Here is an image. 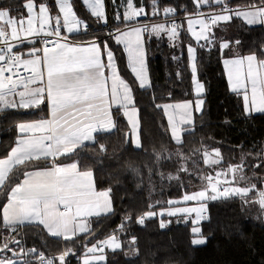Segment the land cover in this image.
<instances>
[{
	"label": "trees",
	"instance_id": "obj_1",
	"mask_svg": "<svg viewBox=\"0 0 264 264\" xmlns=\"http://www.w3.org/2000/svg\"><path fill=\"white\" fill-rule=\"evenodd\" d=\"M26 1L0 0V9L23 14ZM129 1L136 10L143 9L144 14L138 18L140 22H160L152 0ZM105 2L108 20L103 24L89 16L85 5L76 0L78 16L87 18L90 26V31L82 35L107 41L116 53L120 73L133 89L142 148L137 149L129 142L126 134L131 133L130 124L121 111L115 109L116 128L113 131L97 134L95 144H84L67 155V159L76 161L81 170L93 172L98 189H111L113 202L110 214L93 217L88 231L72 239L53 237L38 223L4 224L2 209L11 188L21 182L27 171L46 167L50 162L47 159L14 166L5 185L0 187V249L6 243L11 246L16 245L11 241H20L18 246H23L27 253L24 261L42 264L36 261L35 254L42 251L54 254L55 264H80L78 256L86 247L116 234L121 238L122 248L112 251L105 262L98 264H264V206L257 195L264 191V112L245 111L243 94L230 88L223 64L224 57L236 54L255 53L263 59L264 24L248 25L242 18L221 22L213 30L214 34L219 40L233 42L232 47L201 50L197 45V75L205 88L200 96L204 101L203 111L194 113L193 130L185 132L182 141L176 143L164 111L155 105L197 99L187 56L188 45L197 44L191 34L192 24L198 30L196 22L185 21L179 25L175 40L169 39L167 33L145 34L151 86L140 88L127 66L122 46L108 40L107 36L109 32L133 24L122 12L125 0ZM255 3L257 0H230L228 4L247 8ZM157 7L173 8L177 16L192 14L198 7L219 9L216 3L201 6L196 0H158ZM237 40L240 41L238 46L234 44ZM47 112L46 102L35 109L0 111V159L8 156L15 145L19 121L37 119ZM100 145H105L106 151L102 152ZM217 150L219 156L214 153ZM62 158L64 156L59 160ZM213 160L220 162L211 163ZM237 165L243 166L240 176L248 178L240 179V183L255 185V190L243 197L229 196L207 202L205 219L200 222L205 244L192 245L193 223L189 216L183 220L181 216L156 214L173 205L172 200L204 186L214 169ZM182 168L187 171H181ZM169 176L177 178L170 180ZM149 212L155 215H146L144 223L140 224V216ZM129 216L131 219L126 220ZM161 222L164 228L160 227ZM63 251L70 254L60 263L57 258Z\"/></svg>",
	"mask_w": 264,
	"mask_h": 264
},
{
	"label": "snow or ice",
	"instance_id": "obj_2",
	"mask_svg": "<svg viewBox=\"0 0 264 264\" xmlns=\"http://www.w3.org/2000/svg\"><path fill=\"white\" fill-rule=\"evenodd\" d=\"M198 4H210L212 0H196ZM81 5H85V12L89 16L94 17L97 21L105 19V3L104 0H79ZM219 6V11H213L207 14V20L198 21L202 26L200 31L193 32L198 47L202 50L212 47H218L220 50L228 49L233 46V42L228 40H219L214 34V29L221 22H231L235 18H242L248 25L264 24V0H257V3L248 7L252 10L241 11L240 9H232L227 7V0H215ZM76 0H27L24 8L28 13L27 28L24 27L25 20L18 18H10L11 9L0 10V22L11 25V37L13 40L23 43L28 37H40L43 34L46 37H55V47L49 48L45 46L42 49L43 56L36 55L40 49H33L26 53L27 56L34 57L32 59H24L23 67L31 73L27 77L20 76L18 69L21 67V56H11L12 45L8 44L7 39L4 40L6 48L0 49L5 54H0V111L4 109H29L39 107L45 103V99L50 104V118H41L31 123H20L18 131L21 137L18 139L15 147L11 148L10 155L6 159H0V186L5 185L9 178V173L13 171V166L26 165L31 161L47 160L49 157L66 156L74 153L85 142L95 144L93 133L109 132L116 128L113 118L110 116L108 109L102 110L101 105L105 98L109 97L108 80H111L110 96L112 101L123 102L127 109L124 113L129 117V121L135 130L133 133L126 134L130 137L129 142L137 149H141L142 145L139 138V130L137 128V120L132 119L136 115L137 109L129 107L133 104L131 88L120 77L116 65V53L109 46L107 41L101 40L99 37L87 42V46L74 45L73 43L59 42L67 40V37H61V27L67 29L68 33L77 30H86L88 27L87 18L78 19V10L75 6ZM158 0H152V7L157 8ZM127 7L131 10L125 19H131L134 16L144 14L143 9L136 10L131 2H127ZM53 12L55 15L53 16ZM165 13H173L175 9L166 8ZM9 17V19H5ZM117 15L116 19H119ZM38 21L40 27L37 30L33 27ZM19 25V29L16 27ZM179 25L173 24L170 29H165L164 25H158L151 29L156 36H160L162 32H166L169 39L177 38V29ZM46 29H48L46 31ZM18 30H23L27 36L21 38L18 36ZM142 31H148V25L143 28L135 27L130 31L116 30L115 33L107 34L108 40L113 43L123 44L128 53V60L131 72L134 73L135 79L139 82L140 88L148 87L150 84L145 63V49L142 40ZM5 30L0 28V37H6ZM114 37V39H113ZM45 45L50 41L45 40ZM235 45H239L240 41H235ZM264 55V52L261 53ZM102 56H106L107 62L102 61ZM187 56L190 61V71L192 81L195 85V101H185L179 104L155 105L156 108L162 109L166 114L168 109H180L185 117L181 123L186 126L193 124V114L190 109L194 108L196 113L203 111L204 101L199 99L204 92V85L197 78V47L188 46ZM173 59H177L174 57ZM46 68V84L44 83V73L40 69L41 62ZM246 62L247 79L251 82V98L248 95L245 84L242 82ZM256 62V63H254ZM225 65L230 66L228 75L233 91L245 89L243 99L245 111H249L250 105L257 112H264V60H259L255 53L246 57H240L232 60H225ZM105 69L110 71V76L105 75ZM5 73L10 75L5 76ZM180 73H177L179 75ZM13 76L18 77L13 79ZM43 85V86H33ZM18 88L23 90L17 91ZM259 90V91H258ZM11 93L18 95L19 100H9L7 95ZM259 96V101H258ZM104 118V124H101V118ZM95 122L96 126L93 127ZM169 126L171 128V136L176 142H180L181 131L173 121L172 116H168ZM99 125V127H97ZM85 129L82 133L83 139L76 137L74 134L77 129ZM188 128L187 131H192ZM91 134L88 135L87 133ZM31 133V134H30ZM39 133V135H35ZM47 142V143H46ZM100 150L106 151L105 145H100ZM219 156V151L215 153ZM159 160V155L157 156ZM207 162V161H206ZM219 160H213L211 163H219ZM242 165H237L232 171H239ZM260 167V165H257ZM181 171H187L182 168ZM25 179L22 184L11 188V194L8 204L3 209V221L6 226L23 225L26 221L32 222L38 220L52 236H60L62 232L70 230L69 225L81 215L84 211L87 216H100L102 214H110L113 209L109 193L111 189L100 192L99 194L91 193L92 176L91 171H79L78 164L61 167L56 166L48 170L26 172ZM221 173H217V176ZM177 177L169 176L168 179ZM209 187L205 190L196 192L192 195H185V201L192 200H217L227 198L229 196H246L250 191L255 190V185L251 187H224L221 191L220 183H229V181H217L211 183L212 178H207ZM241 180L248 178L241 175ZM90 193L102 197L96 200L89 199ZM259 203L264 206V191L259 192ZM62 205L64 211H60ZM76 206L75 214L72 213V206ZM206 209L205 205H201L199 209H177L169 212L168 215L174 216L179 211L196 212L200 219H205L201 215ZM148 217H152L155 213H146ZM131 217H126L130 220ZM140 224L144 223V217L139 220ZM161 228L165 224L161 222ZM58 229V230H54ZM81 232L87 231L86 227H80ZM194 234H199L201 229L193 228ZM11 243L19 245L20 241H11ZM106 243L119 248L120 244L111 238ZM192 245H201L206 243V239L198 238L191 240ZM11 251L9 244H5L0 253ZM35 253V250H30ZM40 255L39 253H35ZM70 253H66L68 255ZM13 253V256H17ZM27 255V253H25ZM43 259V257H40ZM64 256L60 257L63 261ZM103 259V257H100ZM0 264H21L14 259L7 257L0 259ZM22 264H32L30 261H24ZM48 264H52L49 260ZM84 264H88L85 261Z\"/></svg>",
	"mask_w": 264,
	"mask_h": 264
},
{
	"label": "crops",
	"instance_id": "obj_3",
	"mask_svg": "<svg viewBox=\"0 0 264 264\" xmlns=\"http://www.w3.org/2000/svg\"><path fill=\"white\" fill-rule=\"evenodd\" d=\"M27 3V2H26ZM104 3H105V15H106V17L108 16L107 15V9H106V2H105V0H104ZM244 9H248V8H240V10H244ZM1 10V9H0ZM24 14V13H23ZM55 15V12H53V16ZM21 16H23L22 18H19V17H21ZM18 18V19H24L25 20V25H24V27L25 28H27V17H28V13H27V11H26V9H25V14L24 15H21L20 13H13V12H10V18ZM6 20L7 19H9V17H6L5 18ZM78 19H81L79 16H78ZM101 22H103V21H101ZM143 22V21H142ZM141 22V23H142ZM206 22V21H205ZM145 24H146V22H145ZM165 23H157V22H153V24H151L152 25V28L153 27H156V26H158V25H164ZM192 24V23H191ZM146 25H148V22H147V24ZM166 25V24H165ZM149 26L150 25H148V28H149ZM18 29H19V25H17L16 26ZM33 27L34 28H36L37 30L39 29V27H40V25H39V23H38V21L36 22V23H34V25H33ZM135 27H141V28H143V25L142 24H139V23H133L132 25H128V26H126V27H124V28H122V29H120L121 31H130V30H132L133 28H135ZM193 29H196L195 28V26H194V24H192V26H191ZM196 27L197 28H199V25L197 24V22H196ZM0 28H2L3 30H5L6 31V33H7V36L6 37H8V38H10V40H11V45L13 46L12 47V50H17V51H19L20 52V54H21V61H20V64H21V67L20 68H24L22 65H23V60L24 59H32V58H34V57H31V56H27L26 55V53H28V52H31L34 48L35 49H40L41 51H39V52H37L36 53V55H39V56H41V58H42V56H43V52H42V48H41V46H40V43H39V40H38V38H35V37H28L23 43H19L18 41H15V40H13V38L11 37V31H12V26L11 25H7V24H4L3 22H0ZM199 30V29H198ZM63 31H64V33H65V37H67V40H60L59 42H61V43H64V42H69V43H73L74 45H82V46H87V42H89V41H91L92 39H95V38H84V36L82 35V34H84L83 32H82V30H77V31H74L73 33H68L67 32V29L66 28H64L63 27ZM146 33H148V31L147 32H143L142 31V40H143V45H144V49H145V63H146V68H147V59H146V36H145V34ZM154 35H155V33L154 32H152ZM161 34H163V32L161 33ZM18 36H20L21 38H23V37H25V36H27V33L26 32H24L23 30H18ZM3 38H5V37H0V40L1 39H3ZM121 46H122V48H123V50H124V52H125V55H126V61H127V66H128V68H129V70H130V72H131V67H130V64H129V60H128V53H127V51H126V49H125V46L123 45V44H120ZM0 49H1V47H0ZM249 54H246V55H241V54H236V55H234V56H229V57H224V59H223V64H224V70H225V74H226V77H227V79H228V82H229V85H230V88L232 89V85H231V83H230V81H229V75H228V71H229V67L230 66H226L225 65V60H232V59H237V58H240V57H246V56H248ZM257 58H258V56H257ZM259 60H264V58L263 59H260V58H258V61ZM102 61L103 62H107V59H106V56H102ZM254 63H256V62H254ZM116 65H117V68H118V73H119V75H120V77L129 85V87L131 88V95H132V97H133V104L132 105H130L129 107H135L136 109H137V107L135 106V100H134V93H133V89H132V86H131V84L128 82V80L127 79H125L123 76H122V74L120 73V70H119V67H118V62H117V59H116ZM25 69V68H24ZM40 69H41V71L44 73V83L46 84V79H47V77H46V68L44 67V65H43V61L41 62V65H40ZM147 73H148V76H149V72H148V68H147ZM110 71L109 70H107V69H105V75L106 76H110ZM131 74H132V76L135 78V76H134V73H132L131 72ZM7 75V73H5V76ZM0 79H3V77H0ZM242 82L245 84V86H246V90H247V92H248V95H249V97L251 98V82L247 79V71H246V62H245V68H244V74L242 75ZM137 81V80H136ZM149 81H150V84H149V86L148 87H150L151 86V80H150V76H149ZM137 83H138V85H139V82L137 81ZM33 86H43V85H33ZM148 87H145V88H148ZM108 88H109V97H108V99L107 98H105L104 99V101H103V104L101 105V108H102V110H104V111H106L107 109H108V111H109V114H110V116L113 118V121H114V123H115V125H116V121H115V116H114V110L115 109H117V110H120L121 111V113L124 115V113H125V111L127 110L125 107H124V104H123V102H117V101H112L111 100V96H110V90H111V80L109 79L108 80ZM19 90H23L22 88H18L17 89V91H19ZM244 91H245V89H241L240 91H235V92H238V93H241V94H243L244 95ZM259 91V90H258ZM204 92H205V88H204ZM204 92L202 93V94H204ZM201 94V95H202ZM7 99H9V100H12V99H15V100H19V97H18V95H13V94H11V93H9L8 95H7ZM199 99H202L201 97H199ZM189 100H191V101H195L196 99H194V100H192V99H186V100H181V101H169V102H165V103H162L161 105H164V104H172V105H175V104H179V103H183V102H185V101H189ZM203 100V99H202ZM258 101H259V96H258ZM45 102L47 103V108H48V112H47V115L45 116H41V117H39V118H37V119H33V120H26V121H19L18 123H17V125H16V127L20 124V123H31V122H35V121H37V120H39V119H41V118H50V104L47 102V100L45 99ZM43 105V104H42ZM10 109V108H9ZM17 109H22V108H17ZM30 109V108H29ZM5 110V109H4ZM25 110H27V109H25ZM190 111L192 112V114H193V122H194V113H195V111H194V108L193 109H190ZM248 112H251V113H263V112H257V111H255L254 110V108L250 105V107H249V111ZM165 113V112H164ZM165 115H166V117H167V119H168V116L170 115V116H172L173 117V121L176 123V126L180 129V131H181V138H180V142L182 141V136H183V134L185 133V132H187V129L190 127V128H192V125H189V126H186V125H184L183 123H181V121L185 118L184 116H183V113H182V110H180V109H174V108H170V109H168V111H167V114L165 113ZM125 116V115H124ZM126 117V119L128 120V122H129V124H130V121H129V117L128 116H125ZM137 118H138V121H139V112H138V109H137V113H136V115L135 116H133L132 117V119H135V120H137ZM101 124H104V118L102 117L101 118ZM93 123V127H95L96 126V124H95V122H92ZM139 123H140V121H139ZM169 123V122H168ZM97 127H99V125H97ZM114 129H112L111 131H113ZM170 130H171V128H170ZM111 131H109V132H111ZM17 132H18V137H17V140H16V143H15V145L13 146V147H15L16 146V144H17V141H18V139L21 137V134L19 133V131H18V127H17ZM84 132H86V130L85 129H82V128H80V129H77L76 131H75V134H74V137H73V139L75 140L76 139V137H79L80 139H83V135H82V133H84ZM99 133H106V132H99ZM99 133H93V137H94V140H96V136H97V134H99ZM31 134V133H30ZM88 135H90L91 133L90 132H88L87 133ZM35 135H39V133H35ZM175 141V140H174ZM176 142V141H175ZM180 142H176V143H180ZM47 143V142H46ZM87 143H90V142H85V144H87ZM11 152V151H10ZM10 155V153L8 154V156ZM8 156H6V157H4V158H1V159H6ZM48 160H49V162H50V164L49 165H47L46 167H43V168H37V169H32V170H29V171H27V172H33V171H43V170H48V169H50V168H52V167H54V164L56 163V162H61L62 163V166L64 167V166H67V165H70V164H72V163H77L76 161H73V160H68L67 159V155L66 156H64V158H62L61 160H56V159H54V157H49L48 158ZM78 164V163H77ZM15 166V165H14ZM13 166V167H14ZM78 170L79 171H81V172H83V171H91V170H81L80 168H79V165H78ZM92 172V171H91ZM93 173V172H92ZM25 179V175H24V177H23V179L21 180V182L19 183V184H22L23 183V180ZM17 186V185H16ZM1 187V186H0ZM15 187V186H14ZM104 191H107V190H102V189H98L97 187H96V184H95V180H94V175L92 176V189H91V193H95V194H99L100 192H104ZM90 193V195H89V199H91V200H96V199H100L101 201L103 200V198L102 197H98V195H92ZM191 192H189V193H185V194H190ZM10 194H11V191H10ZM184 194V195H185ZM184 195L182 196V197H184ZM109 196H110V199H111V206H112V209H113V202H112V198H111V195H110V193H109ZM10 197V196H9ZM182 197L180 198V199H177V201L176 200H172L171 202L173 203V205H171L170 207H168V208H166V209H162V210H164V211H167V212H173V211H176L177 209H189V208H191V207H193V206H195V204H194V202L193 201H183L182 200ZM9 200V199H8ZM207 202L208 201H202V202H200L199 203V205H198V207H201V205L203 204V205H205V206H207ZM8 204V201L5 203V205H4V207L6 206ZM4 207H3V209H4ZM59 207V210L60 211H64V208H63V206L62 205H60V206H58ZM3 209H2V216H3ZM162 210H159V211H162ZM75 211H76V206L75 205H73L72 206V213L73 214H75ZM187 211H179V212H177V214H176V216H181V215H185V214H187L186 213ZM152 213H154V212H152ZM181 214V215H180ZM102 215H106V214H102ZM204 217L206 216V209H205V211L203 212V214H202ZM93 217H96L95 215H92V216H87L86 214H85V212L84 211H82L81 212V215L80 216H78L70 225H69V228H70V230L69 231H67V232H62V235H60V236H53V237H57V238H63V239H72V238H74V237H76V236H78V235H80V234H84V233H86L87 231H88V229H89V222H90V220L93 218ZM182 217V216H181ZM188 217V216H187ZM190 217V219H191V221H192V223H193V226H192V229L193 228H199V229H201V226H200V222L203 220V219H200V216H198L197 215V213H191V215L189 216ZM31 223H38V224H40L39 223V221L38 220H33L32 222H25L24 224H31ZM42 225V224H41ZM11 226H16V225H11ZM43 226V225H42ZM44 227V226H43ZM80 227H86L87 228V231H84V232H81L79 229H80ZM44 229L46 230V232L49 234V235H51V233L49 232V230L48 229H46L45 227H44ZM54 230H58V229H54ZM193 233V232H192ZM194 234V233H193ZM52 236V235H51ZM115 236H116V234H115ZM198 238H204V239H206L204 236H202V229H201V232L199 233V234H194V238L193 239H198ZM205 244V243H204ZM201 245H203V244H201Z\"/></svg>",
	"mask_w": 264,
	"mask_h": 264
},
{
	"label": "rangeland",
	"instance_id": "obj_4",
	"mask_svg": "<svg viewBox=\"0 0 264 264\" xmlns=\"http://www.w3.org/2000/svg\"><path fill=\"white\" fill-rule=\"evenodd\" d=\"M229 1L230 0H227V4L229 3ZM26 2H25V4H26ZM127 2H131V1L125 0V4L123 6V11H122L125 17L128 16L129 13H130V11H131L127 7ZM211 3H215V0H212ZM131 4H132L133 8H135L134 7V4L132 2H131ZM199 5L205 6V5H208V4H199ZM247 8L248 9H244V10H241V11H249V10H252L249 7H247ZM1 10H6V9H1ZM24 14L21 13V15H24ZM22 17L23 16H21L19 18H22ZM105 19H106V23H107L108 18L106 17V15H105ZM126 20H128V19H126ZM200 20H204V18H202V17H199L198 18L197 24L199 25V28H198L199 30L194 29V30H192V33H191L194 38H195V36L193 35V32L194 31L195 32L200 31V28L202 26L200 23H198V21H200ZM102 23L103 24H106L104 21ZM157 23H160V22H157ZM188 23L191 24L190 22H188ZM151 24H153V23H148V25H150L149 28H148V33L150 35H153V33L151 31V29H152V25ZM164 26H165V29H170L171 28V26H168L167 24L166 25L164 24ZM163 33L166 34V32H163ZM188 46L197 47V44H194V43L192 44L191 43ZM197 78H198V75H197ZM200 83H202L204 85V83L202 81H200ZM194 91H195V85H194ZM40 106H42V104ZM30 109H32V108H30ZM33 109H35V108H33ZM137 128H138V130L140 129V123L138 121V118H137ZM130 131H131V133H133L135 131L133 129V126H132L131 123H130ZM139 138H140V136H139ZM214 153H216V152L214 151ZM208 160L210 162V159H208ZM233 169H236V167H229V168L221 167V168H217V169H214V172L212 174H210L208 177H211L212 178L211 183H217V181H220V182L229 181V183H226V184L225 183H220L218 185L221 191L223 190L224 187H229V188H235V187H251L250 185H246V184L240 183V178H239L240 174H239V171H232ZM217 173H221V175L217 176ZM207 187H209V181H208V179H206L204 186L198 188L197 190L192 191L188 195H192V194H194L196 192L205 190ZM185 195H187V194H185ZM182 200L185 201L183 199V197H182ZM192 201L194 202L195 206L189 208L188 210H191L193 208L199 209L200 207H198V205L202 201H198V200H192ZM203 201H212V200L209 199V200H203ZM168 213L169 212L162 210V211H158L156 214H158V215L161 216V215H165V214L168 215ZM186 213L187 214H185V215H181L180 214L182 216V219L183 220L188 219L187 216H190L191 213H196V212L187 211ZM174 216H176V215H174ZM113 237L115 238V241L120 244V247L119 248H116V247L112 246L111 244L106 243L107 241H109ZM99 244H101L102 246L100 247ZM9 247H10L11 251L0 253V259H3L5 257H7L9 259H14V260H16L18 262H21V264H22V262H24V260H25L24 255L26 253V251L24 250V247L21 246V245L20 246H18V245H11ZM120 248H122L121 238L118 235H116V236L115 235H111L109 237H106V238L102 239L99 242L92 243L91 245H89L88 247H86L85 250L83 251V253L80 256H78L79 263L80 264H84L85 261H88V264H98V263L105 262L107 260V256L112 251H115L116 249H120ZM13 253H17L18 255L14 257L13 256ZM131 253L134 254L135 253V250H132ZM100 257H103V259H100ZM57 259H58V261L60 263H63L64 262V261H61L60 260V257H58ZM55 263L56 262H54L52 264H55ZM32 264H34V263H32Z\"/></svg>",
	"mask_w": 264,
	"mask_h": 264
},
{
	"label": "built area",
	"instance_id": "obj_5",
	"mask_svg": "<svg viewBox=\"0 0 264 264\" xmlns=\"http://www.w3.org/2000/svg\"><path fill=\"white\" fill-rule=\"evenodd\" d=\"M226 6L232 8V9H239V7H236V6L232 5V4H227ZM164 9L165 8H163V7H160V8L157 7V8L154 9V13L160 15V19H159L160 22L170 23L172 25L173 24L181 25L185 21L197 22V20H198L199 17L204 18V20L206 22H210L209 20H207V14L210 13V12H213V11H216V12L219 11V9H217V10H205L202 7H198L197 10L195 12H193L192 14L185 15V16H177L175 14V12H173V13H165L164 12ZM139 17L140 16H134V17L131 18V20L133 21V23H139V24H142L143 26L146 25L147 22H146V24H145V22H142L141 23L138 20ZM87 24H88V22H87ZM47 30L48 29H46V31ZM89 31H90V26L88 24L87 29L86 30H82V32L84 34H86ZM113 33H115V32H113ZM60 34H61V37H65V33L63 31V27H61V33ZM5 39H7L8 44H11L12 43L11 40H10V38H8V37H5V38L1 39L0 40V47H1V49L7 47V45L4 44V40ZM38 40H39V43H40V46H41L42 49L45 46H47L49 48L55 47L56 38L54 36L53 37H46L43 34H41L40 37H38ZM45 40L50 41V43H48L47 45H45V43H44ZM0 54H5V52L4 51H0ZM17 55L21 56L20 52L17 51V50H12L11 54L9 55V59L11 58V56H17ZM18 71L20 73V76H22V77H27V76L31 75V73L29 71H27L26 69H24V68H19ZM7 75H10V73H7ZM17 78L18 77L13 76V79H17ZM61 157L62 156H57V157H54V159L58 160ZM56 166L63 167L60 162H56L54 164V167H56ZM257 195H258V197L260 199L259 192L257 193ZM141 217H144V220L146 219V215L145 214H142L140 216V218ZM140 218H139V220H140ZM99 246L101 247L102 245L99 244ZM37 253H39L40 255H36V261H38V262H40L42 264H48V261L49 260H51L52 263L54 262V259H55V255L54 254H52V255L51 254H46V253H44L42 251H38ZM66 253H67L66 251H63L61 253V255L66 258L67 257ZM41 256L43 257V259L40 258Z\"/></svg>",
	"mask_w": 264,
	"mask_h": 264
}]
</instances>
